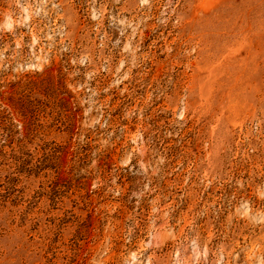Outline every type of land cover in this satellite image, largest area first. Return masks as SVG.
Segmentation results:
<instances>
[{"label":"rangeland","instance_id":"1","mask_svg":"<svg viewBox=\"0 0 264 264\" xmlns=\"http://www.w3.org/2000/svg\"><path fill=\"white\" fill-rule=\"evenodd\" d=\"M0 264H264V0H0Z\"/></svg>","mask_w":264,"mask_h":264}]
</instances>
